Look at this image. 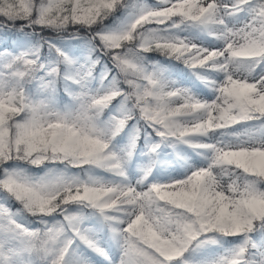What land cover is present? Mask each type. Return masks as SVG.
I'll list each match as a JSON object with an SVG mask.
<instances>
[{
	"label": "snow or ice",
	"instance_id": "obj_1",
	"mask_svg": "<svg viewBox=\"0 0 264 264\" xmlns=\"http://www.w3.org/2000/svg\"><path fill=\"white\" fill-rule=\"evenodd\" d=\"M0 264H264V0H0Z\"/></svg>",
	"mask_w": 264,
	"mask_h": 264
},
{
	"label": "rangeland",
	"instance_id": "obj_2",
	"mask_svg": "<svg viewBox=\"0 0 264 264\" xmlns=\"http://www.w3.org/2000/svg\"><path fill=\"white\" fill-rule=\"evenodd\" d=\"M149 3H156L157 0H148ZM150 57L154 59H158L161 63H167L163 57L156 56L155 54L150 55ZM188 86V85H186ZM143 143V140H141V144Z\"/></svg>",
	"mask_w": 264,
	"mask_h": 264
},
{
	"label": "trees",
	"instance_id": "obj_3",
	"mask_svg": "<svg viewBox=\"0 0 264 264\" xmlns=\"http://www.w3.org/2000/svg\"><path fill=\"white\" fill-rule=\"evenodd\" d=\"M45 35H51V33L50 32H45ZM153 54H155L156 56H158V54H156V53H153ZM149 55H152V54H149ZM160 57V56H159ZM172 63H175V62H172Z\"/></svg>",
	"mask_w": 264,
	"mask_h": 264
}]
</instances>
